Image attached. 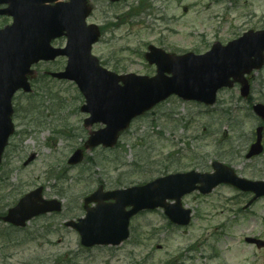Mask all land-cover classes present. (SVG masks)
Here are the masks:
<instances>
[{
	"label": "rangeland",
	"instance_id": "374dc122",
	"mask_svg": "<svg viewBox=\"0 0 264 264\" xmlns=\"http://www.w3.org/2000/svg\"><path fill=\"white\" fill-rule=\"evenodd\" d=\"M141 2L150 9L130 20L132 25H111L130 8L138 10ZM90 5L94 11L89 23H109L93 53L109 70L116 72L117 66L120 75H155V67L138 55L151 44L171 54L202 55L216 42L227 45L250 30H264V0H125L118 5L90 0ZM11 23L0 17V28ZM56 45L64 47L65 41ZM65 67L63 58V63L42 68L34 92L14 100L16 133L0 168V264H264V248L245 241L264 240V199L240 212L252 196L227 186L209 196L185 197L184 205L193 212L185 228L168 225L161 211L138 215L132 220L130 240L116 248H84L78 233L64 226L85 216L83 201L100 185L115 190L175 172H210L215 160L244 178L264 180V155L252 161L244 158L259 125L248 102L264 104V69L249 76L248 101L239 86L220 92L213 107L171 98L135 120L120 145L106 150L86 147L89 132L102 125L85 128L88 115L80 111L85 101L77 86L43 77ZM226 112L231 114L225 117ZM234 117L243 124L234 127ZM77 149L85 151L84 160L71 166L68 161ZM177 150L181 153L169 154ZM31 155L35 159L25 166ZM172 161L169 172L157 171ZM40 186L45 199L62 201L63 212L36 218L25 230L4 224L1 218L8 210Z\"/></svg>",
	"mask_w": 264,
	"mask_h": 264
},
{
	"label": "water",
	"instance_id": "95a60500",
	"mask_svg": "<svg viewBox=\"0 0 264 264\" xmlns=\"http://www.w3.org/2000/svg\"><path fill=\"white\" fill-rule=\"evenodd\" d=\"M57 1L0 0V5H8L0 14L14 18L12 26L0 30V164L8 138L13 133V125L6 116L11 111L12 98L19 89L30 91V69L40 60L68 57L65 71L54 77L76 82L87 100L83 111L91 114L87 124L103 122L107 125L105 130L90 138L92 147L101 144L113 146L119 133L134 117L173 94L185 100L212 105L216 102L218 90L238 82L243 85L242 94L248 96L249 85L245 75L264 66V31H249L226 46L214 44L210 52L201 56L190 53L174 57L151 47L147 59L150 64L158 66L154 78L133 74L117 76L103 70L91 54L100 31L96 25L87 24L92 13L88 0ZM63 36L68 38L66 48L55 50L51 46L52 41ZM254 110L264 120V106L258 105ZM263 130L264 127L257 129V141L247 158L262 153ZM82 159L83 152L79 150L70 163L77 164ZM213 167V174L193 171L170 175L145 187L123 191L103 193L101 187L85 200L87 217L79 223L66 225L81 234L84 246H117L129 238L130 219L142 210L163 208L174 223L187 225L190 211L183 210L181 200L196 190L209 194L220 184H230L243 192L255 193L256 197L249 205L264 196V182L239 178L231 168L218 162ZM42 192L43 188H39L26 195L4 220L24 227L35 216L60 212L61 203L43 200ZM93 202L97 206L90 208L89 204ZM128 207L132 209L128 211ZM249 241L256 242L259 247L264 246L263 242Z\"/></svg>",
	"mask_w": 264,
	"mask_h": 264
},
{
	"label": "trees",
	"instance_id": "16d2710c",
	"mask_svg": "<svg viewBox=\"0 0 264 264\" xmlns=\"http://www.w3.org/2000/svg\"><path fill=\"white\" fill-rule=\"evenodd\" d=\"M142 4V3H141ZM140 11H138V15L141 13V11L143 10V7H141V9H139ZM123 24H127L128 23V20L126 21H123L122 22ZM233 120V122H234V124H235V126L234 127H236V124H239V125H242L243 124V122H241V121H239L238 120V118H233L232 119ZM234 130H236V128L234 129ZM234 139V138H233ZM223 141L225 142V141H227V140H225V139H223ZM233 141V140H232ZM232 146V145H231ZM168 168V167H167Z\"/></svg>",
	"mask_w": 264,
	"mask_h": 264
}]
</instances>
